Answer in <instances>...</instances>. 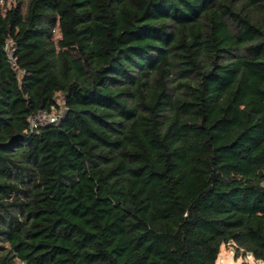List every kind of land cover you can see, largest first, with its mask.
<instances>
[{
  "label": "trees",
  "instance_id": "obj_1",
  "mask_svg": "<svg viewBox=\"0 0 264 264\" xmlns=\"http://www.w3.org/2000/svg\"><path fill=\"white\" fill-rule=\"evenodd\" d=\"M7 1L0 264L264 263V0Z\"/></svg>",
  "mask_w": 264,
  "mask_h": 264
},
{
  "label": "rangeland",
  "instance_id": "obj_2",
  "mask_svg": "<svg viewBox=\"0 0 264 264\" xmlns=\"http://www.w3.org/2000/svg\"><path fill=\"white\" fill-rule=\"evenodd\" d=\"M14 0H8L7 2L12 5ZM58 103L63 105V98L58 97ZM235 247L232 244L223 245L220 251V255L217 264H264L263 262L256 261L251 256H246L244 254H235Z\"/></svg>",
  "mask_w": 264,
  "mask_h": 264
},
{
  "label": "built area",
  "instance_id": "obj_3",
  "mask_svg": "<svg viewBox=\"0 0 264 264\" xmlns=\"http://www.w3.org/2000/svg\"><path fill=\"white\" fill-rule=\"evenodd\" d=\"M3 2V0H1ZM61 111L58 108L53 107L50 111L44 110L32 117H30V130L36 131L40 128V126L49 125L51 123H55L59 118Z\"/></svg>",
  "mask_w": 264,
  "mask_h": 264
}]
</instances>
